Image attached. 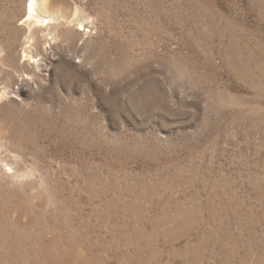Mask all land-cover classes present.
Segmentation results:
<instances>
[{"label":"rangeland","instance_id":"374dc122","mask_svg":"<svg viewBox=\"0 0 264 264\" xmlns=\"http://www.w3.org/2000/svg\"><path fill=\"white\" fill-rule=\"evenodd\" d=\"M62 1L37 64L0 2V264H264V0Z\"/></svg>","mask_w":264,"mask_h":264},{"label":"bare ground","instance_id":"6f19581e","mask_svg":"<svg viewBox=\"0 0 264 264\" xmlns=\"http://www.w3.org/2000/svg\"><path fill=\"white\" fill-rule=\"evenodd\" d=\"M25 11V22L29 29H33V38L31 39L34 41L37 38L34 43L29 42V46L23 51V58L27 59L28 64H37L44 57L43 53H45L46 48H50L51 44H53L51 34L45 32H48L54 24L57 26L59 21H64L63 24L67 23L69 25L75 23L80 27L79 30L81 31L84 27V22L78 21L76 18L66 22L68 11L63 6L62 0H26ZM41 32L43 34L41 38L45 39L46 42L48 41V45L45 48L41 46L42 39L39 38V33ZM37 57L40 58L37 59Z\"/></svg>","mask_w":264,"mask_h":264}]
</instances>
